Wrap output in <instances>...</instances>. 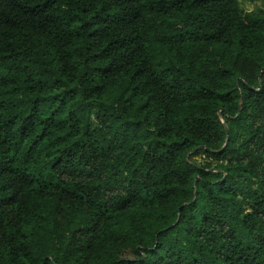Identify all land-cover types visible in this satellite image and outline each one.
I'll return each mask as SVG.
<instances>
[{
	"label": "trees",
	"instance_id": "1",
	"mask_svg": "<svg viewBox=\"0 0 264 264\" xmlns=\"http://www.w3.org/2000/svg\"><path fill=\"white\" fill-rule=\"evenodd\" d=\"M242 1L0 0V264H264Z\"/></svg>",
	"mask_w": 264,
	"mask_h": 264
},
{
	"label": "rangeland",
	"instance_id": "2",
	"mask_svg": "<svg viewBox=\"0 0 264 264\" xmlns=\"http://www.w3.org/2000/svg\"><path fill=\"white\" fill-rule=\"evenodd\" d=\"M242 8L247 11V12H251V11H262L264 10V0H261L259 2H252L251 0H243L241 2ZM197 162L199 163H203V158L201 155H199L196 158Z\"/></svg>",
	"mask_w": 264,
	"mask_h": 264
}]
</instances>
